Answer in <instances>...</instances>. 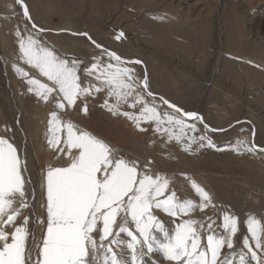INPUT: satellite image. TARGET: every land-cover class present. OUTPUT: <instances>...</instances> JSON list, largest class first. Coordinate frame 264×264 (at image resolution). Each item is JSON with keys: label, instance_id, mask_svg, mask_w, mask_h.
<instances>
[{"label": "snow or ice", "instance_id": "6c2138e0", "mask_svg": "<svg viewBox=\"0 0 264 264\" xmlns=\"http://www.w3.org/2000/svg\"><path fill=\"white\" fill-rule=\"evenodd\" d=\"M15 4L20 17L13 32L18 60L38 70L50 84L33 78L17 63L11 67L25 81L27 92L45 103L54 101L47 143L57 158H67V164H50L39 173L44 211L37 214L27 152L15 142V130L5 126L11 135H0V264H148L157 252L170 264H264L260 218L246 219V234L239 242L235 237L241 221L228 212L219 224L214 217L210 222L185 219L215 206L200 183L186 176L198 200L179 198L166 175L153 171L151 161L121 154L61 113L80 101L87 115L88 99L105 93L101 107L125 117L138 131H147L142 125H150L162 140L182 144L185 152H192L194 145L221 150L204 134L209 126L202 118L154 93L147 73L136 71L142 61L123 59L87 32L71 34L85 37L100 50L92 61L58 55L43 40L47 30L32 19L26 0ZM124 36L119 31L115 39ZM197 120L203 130L197 128ZM230 147L237 155L264 153V145L247 139H237ZM157 211L179 222L170 230Z\"/></svg>", "mask_w": 264, "mask_h": 264}, {"label": "rangeland", "instance_id": "374dc122", "mask_svg": "<svg viewBox=\"0 0 264 264\" xmlns=\"http://www.w3.org/2000/svg\"><path fill=\"white\" fill-rule=\"evenodd\" d=\"M26 2L32 19L47 30L43 40L58 55L92 61L100 50L85 37L71 34L87 32L123 59L142 61L135 65L136 71L147 73L151 90L158 96L197 113L211 129L224 131L204 132L221 150L194 145L192 152H185L182 144L162 140L152 126L142 125L148 130L141 132L125 117L113 116L101 107L105 93L88 99L87 115L78 101L61 116L116 146L121 154L151 161L153 171L166 175L170 190L181 199L198 200L186 176L194 178L210 192L215 206L185 219L210 222L209 217H214L219 224L225 212L235 215L241 221L237 242L246 234L248 217L264 222V153L237 155L230 147L237 139L264 145V0ZM18 11L15 0H0V135H11L5 126L11 127L15 142L27 152L37 190L36 212L42 214L39 173L50 164L66 165L67 158H57L47 143L54 101L45 103L27 92L25 81L12 70V63H17L33 78L50 84L38 70L18 60L13 35ZM119 31L125 36L117 41ZM124 110L133 111L126 106ZM196 124L203 130L199 120ZM155 214L170 230L179 222L162 212ZM153 261L170 264L159 252L148 264Z\"/></svg>", "mask_w": 264, "mask_h": 264}, {"label": "water", "instance_id": "95a60500", "mask_svg": "<svg viewBox=\"0 0 264 264\" xmlns=\"http://www.w3.org/2000/svg\"><path fill=\"white\" fill-rule=\"evenodd\" d=\"M60 33H65V31H61ZM198 115V114H197ZM198 117H200L199 115H198ZM204 123V122H203ZM205 124V123H204ZM209 129L211 130V128L209 127ZM215 132H219V131H215Z\"/></svg>", "mask_w": 264, "mask_h": 264}, {"label": "bare ground", "instance_id": "6f19581e", "mask_svg": "<svg viewBox=\"0 0 264 264\" xmlns=\"http://www.w3.org/2000/svg\"><path fill=\"white\" fill-rule=\"evenodd\" d=\"M73 29V28H72ZM66 31H69V29L67 28V30ZM72 33V32H71ZM5 57V56H4ZM3 58V57H2ZM4 59V58H3ZM10 63H12V62H10ZM202 123H200V125H201ZM202 126V125H201Z\"/></svg>", "mask_w": 264, "mask_h": 264}]
</instances>
